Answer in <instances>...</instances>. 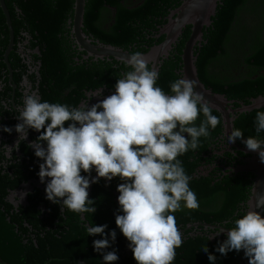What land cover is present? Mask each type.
Returning <instances> with one entry per match:
<instances>
[{"label":"trees","instance_id":"obj_1","mask_svg":"<svg viewBox=\"0 0 264 264\" xmlns=\"http://www.w3.org/2000/svg\"><path fill=\"white\" fill-rule=\"evenodd\" d=\"M180 1L85 0L82 32L102 44L130 54L144 53L162 41V37H156L158 30ZM3 2L10 20L13 45L22 43L25 39L23 34L30 37L31 48L37 46L39 49L37 61L40 62V75L46 80V86L53 83L56 89H51V92L63 95L67 89L80 84L83 67L72 66L74 62L71 65L68 63L66 33L69 28L66 22L72 17L73 0ZM210 21V25L202 30L200 47L194 51L198 80L213 93L245 105L249 99L264 94V0H220ZM188 35L189 28L186 27L158 69L156 86L165 94H171V83L181 77L180 54ZM7 43L8 33L0 11V62ZM128 69L130 71V67L120 63L117 79L122 78ZM41 92L47 95L46 89ZM232 106L236 108L237 104ZM257 112H264V108L233 115L232 130L239 129L244 133L235 143L228 144L220 123L215 129L209 127L210 135L200 137L195 150L189 148L177 157L190 177L189 188L196 194L199 207L188 209L183 207L182 201L181 209L171 213L183 239L172 264H211L209 254L216 257L215 264H249L243 250L230 251L225 256L216 249L227 239L221 230L232 229L234 221L245 215L252 175L233 170L247 157L238 150L246 148L243 140L249 136L264 140V132L257 134L255 131ZM212 114L219 117L214 111ZM203 120L201 113L195 126ZM185 138L190 140L188 134ZM115 181L111 189L119 196L117 186L123 181L119 177ZM93 198L98 199L94 205L99 210L109 213L110 221L103 224L107 228L101 239L106 236L111 246L103 251L116 252L119 259L114 264H137L129 247L130 242L115 223L116 215L123 214L114 201L116 196L111 192H95ZM111 211L113 214L110 215ZM262 214L264 217V207ZM86 219L96 225L92 222L95 217L90 213H86ZM194 224H197L196 227H193ZM187 225L192 227L187 229ZM13 231L0 221V264L30 263L33 258L31 247L23 248ZM112 231L116 232L114 242L109 235ZM70 237L74 240L73 234ZM86 246L89 248L83 254L86 264H104L103 255L96 251L95 255L88 241ZM206 247L208 253H204ZM77 251L75 247L70 248L71 253Z\"/></svg>","mask_w":264,"mask_h":264},{"label":"clouds","instance_id":"obj_2","mask_svg":"<svg viewBox=\"0 0 264 264\" xmlns=\"http://www.w3.org/2000/svg\"><path fill=\"white\" fill-rule=\"evenodd\" d=\"M126 63L132 70L117 80L114 94L91 106L85 103L70 109L60 103L41 102L36 95L26 96L17 116L22 122L15 131L24 140L28 129L40 133L29 147L43 160L38 176L41 183L48 178L46 199L54 204L62 201V211L95 213V201L88 198L90 184L119 177L123 183L117 186L118 204L123 214L116 215L115 223L130 242L135 261L172 264L183 239L171 213L181 209L182 201L188 209L199 207L189 188L190 177L177 157L189 148L195 150L199 138L208 137L209 127L215 129L221 118L212 114L208 102L195 91V81L177 79L168 95L156 86L159 73L149 69L142 53L130 55ZM201 113L204 120L195 126ZM255 123L256 133L264 132V112H257ZM3 131L10 134L12 129L4 127ZM243 134L232 130L228 144ZM242 142L264 163V140L249 136ZM93 169L97 173L94 179L81 175L83 171L90 176ZM256 207H264V197L257 200ZM234 224L216 251L226 256L243 250L249 264H264V218L250 210ZM106 228L89 226L88 236H104ZM109 235L114 242L116 232ZM110 246L106 236L93 242L104 264L119 259L115 251H103ZM204 253H208L207 247ZM208 260L215 264L216 257L209 254Z\"/></svg>","mask_w":264,"mask_h":264},{"label":"flooded vegetation","instance_id":"obj_3","mask_svg":"<svg viewBox=\"0 0 264 264\" xmlns=\"http://www.w3.org/2000/svg\"><path fill=\"white\" fill-rule=\"evenodd\" d=\"M67 27L69 28L68 23ZM83 35L93 44L95 42L102 44L84 33ZM66 36L69 44L68 63L71 65L74 62L72 66L83 67V75L80 84L67 89L63 95L51 92V89L56 90L53 83L46 86V80L39 72L40 62L37 61L40 57L39 49L37 46L31 48L29 36L23 34L25 39L22 43L12 46L6 58L7 63H4L3 57L0 62V221L13 228V233L20 239L23 248L31 247L33 258L27 264H86L83 254L89 249L86 246L87 241L96 255L93 242L101 239V235L88 236L87 228L94 226V223L86 219V213H75L67 208L62 211V201L61 204H54L46 199L45 188L48 178L41 183L38 176L39 165L43 160L37 158L34 149L29 147L40 133L28 129V136L24 140L19 139V134L15 131V126L22 122L17 116L18 110L24 107L26 96L36 95L41 102L60 103L71 109L79 108L85 103L91 106L114 94L120 63L113 59L86 57V53L74 45L69 30ZM160 65L161 63L159 67ZM42 89H46L47 95H42ZM197 121L198 119L195 124ZM4 127L11 128L12 132L10 134L4 132ZM178 130L179 127L175 131ZM183 135L186 136L187 133ZM81 175L91 180L97 173L93 169L90 176L83 171ZM115 182V178L110 182L101 178L97 183L90 184L88 198L97 202L98 199L93 198V193L111 192L116 196L114 201L119 206L118 193L111 189ZM93 206L96 212L90 214L95 217L92 221L96 222L95 226L109 224L108 211L104 212L99 210L97 205ZM191 227L187 225L186 228ZM72 234L74 240L70 237ZM71 247L77 248L78 251L71 253Z\"/></svg>","mask_w":264,"mask_h":264},{"label":"water","instance_id":"obj_4","mask_svg":"<svg viewBox=\"0 0 264 264\" xmlns=\"http://www.w3.org/2000/svg\"><path fill=\"white\" fill-rule=\"evenodd\" d=\"M219 3L220 0H181L175 9L168 13L166 22L158 30L156 37H162V41L149 47L142 54L148 60L149 69L157 71L159 64L168 58L169 53L175 47L182 31L188 27L189 35L183 43L180 54V78L186 77L189 80L195 81V91L200 93L205 101L208 102L212 111L219 115L223 134L228 138V135L232 131L233 115L235 113H248L264 108V94L249 99L247 104L244 105L240 102L227 100L223 95L213 93L198 80L194 66L196 60L194 51L200 47L202 30L210 25V20L214 16ZM84 4L85 0H73L72 17L67 20L74 45L85 52L86 57L113 59L129 67L126 63V60L132 55L129 52L110 45H102L98 42L93 44L85 39L81 31ZM0 11L4 17L8 33V43L3 53V61L6 64L7 55L13 46V33L3 0H0ZM235 103L237 107L233 108L232 105ZM238 150L247 157L233 171L252 175L249 196L245 203V214L250 210H254L264 218L262 214L263 207H256L257 200L260 197H264V163H261L257 152L249 151L247 148ZM221 232L227 236L229 230L223 229Z\"/></svg>","mask_w":264,"mask_h":264}]
</instances>
